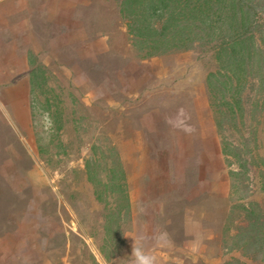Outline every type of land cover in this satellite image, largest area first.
<instances>
[{"label": "rangeland", "instance_id": "374dc122", "mask_svg": "<svg viewBox=\"0 0 264 264\" xmlns=\"http://www.w3.org/2000/svg\"><path fill=\"white\" fill-rule=\"evenodd\" d=\"M32 1L39 7V16L37 20L34 15L38 28L33 29L35 43L30 48L37 50L39 61L26 83L27 132L22 133L9 117L0 123V264H133L134 245L153 256L155 264L173 260L180 264H223L227 255L220 253V234L230 206L246 192L251 198L257 184L252 186L246 178L242 187L240 179L248 173L231 177L227 162L235 158L223 159L222 140L237 139L238 134L229 126L224 130L217 125L218 108L206 84L207 74L218 69L213 52L179 51L185 52L183 61L188 59L186 68L195 70L193 81L207 73L204 84L219 140L216 151L221 156L217 164L225 170V178L217 173V192L221 195L211 207L215 216L210 221V233L212 230L215 235L190 238L171 229L168 238L128 236L134 224L128 222L124 207H118L120 194L107 189V203L98 200L87 180L84 161L93 143L103 155L111 151V101L119 103L118 108L127 106L121 89L128 78H134L125 73L152 69L148 76L152 79L154 70L179 61L165 54L139 57L119 16L117 0ZM99 34L108 37L106 51L104 42L95 41ZM151 57L158 59L153 61ZM112 61L115 67H111ZM34 76L39 79L31 81ZM56 116L61 120L55 121ZM259 125L257 136L264 151V117ZM123 126L120 123V128ZM126 141L122 138L121 143ZM190 242L189 249L182 250L169 244Z\"/></svg>", "mask_w": 264, "mask_h": 264}, {"label": "crops", "instance_id": "0c3cea01", "mask_svg": "<svg viewBox=\"0 0 264 264\" xmlns=\"http://www.w3.org/2000/svg\"><path fill=\"white\" fill-rule=\"evenodd\" d=\"M34 15L38 20L39 7L32 0H0V123L9 117L24 134L29 118L26 83L33 65L39 61L37 50L30 48L35 43L33 29L38 28ZM107 38L102 34L95 36V41L104 42L105 51L109 49ZM184 53L165 54L179 63L154 70L152 79L148 77L152 69L138 73L127 70L125 76L134 77L128 78L121 89L128 105L118 108L119 103L111 101L112 142L123 161L128 222L134 224L128 236L168 238L171 229L190 238L209 239L215 235L212 230L210 233V221L215 216L211 207L216 196L221 195V191L217 192V173L225 178V170L217 164L221 156L216 151L219 140L204 84L207 73L193 81L195 70L186 68L188 59L183 61ZM115 66L112 61L111 67ZM122 138L127 140L125 144L121 143ZM169 244L170 248L182 250L193 243ZM168 263L180 264L178 260Z\"/></svg>", "mask_w": 264, "mask_h": 264}, {"label": "trees", "instance_id": "16d2710c", "mask_svg": "<svg viewBox=\"0 0 264 264\" xmlns=\"http://www.w3.org/2000/svg\"><path fill=\"white\" fill-rule=\"evenodd\" d=\"M117 1L139 57L195 49L213 52L218 69L207 74L206 84L218 108L217 125L238 134L237 139L222 140V156L225 161L235 158L227 162L231 177L248 173L240 179L242 187L246 178L252 186L257 184L251 198L246 192L231 204L220 234V253L227 255L223 264L264 263V151L257 136L264 117V0ZM109 149L103 155L91 144L84 161L87 180L95 197L105 203L107 189L117 191L118 207L128 216L126 174L116 147L111 144Z\"/></svg>", "mask_w": 264, "mask_h": 264}, {"label": "clouds", "instance_id": "9594fccd", "mask_svg": "<svg viewBox=\"0 0 264 264\" xmlns=\"http://www.w3.org/2000/svg\"><path fill=\"white\" fill-rule=\"evenodd\" d=\"M132 255L134 257L133 264H155L153 256L145 254L142 248L133 246Z\"/></svg>", "mask_w": 264, "mask_h": 264}]
</instances>
